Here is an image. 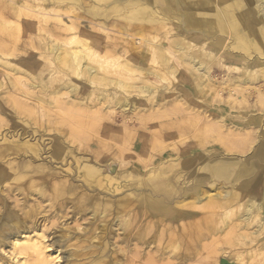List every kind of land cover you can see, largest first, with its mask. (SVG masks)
Wrapping results in <instances>:
<instances>
[{
  "label": "bare ground",
  "instance_id": "obj_1",
  "mask_svg": "<svg viewBox=\"0 0 264 264\" xmlns=\"http://www.w3.org/2000/svg\"><path fill=\"white\" fill-rule=\"evenodd\" d=\"M0 6V18L5 20L2 26L16 33L42 31L44 39L40 55L48 60L50 71L64 75L59 88L44 87L41 78L36 81L35 74L26 68L38 67V62L30 57L20 61L15 59V62L5 59L9 45L8 39H4L0 41V68L5 71H0L4 75L0 79V89L21 91V77L14 75L26 76L29 89H43L47 96L54 98L64 92H80L86 85L100 88L97 100L106 104V113L121 120L116 133L121 147L133 146L137 130L146 129L149 122L169 119L168 135L175 132L181 137L177 144L169 147L176 151V146L181 143L185 146L184 154H190L182 162L184 167H191L203 158L205 142L210 139L208 153L212 160L208 163V173L214 181L211 189L204 188L193 196L185 193L172 204L144 191L138 196L129 193L114 199L78 192V204L90 205L94 214L100 208L97 214L100 218L110 213L116 218L117 213L123 215V222H118L117 218L113 225H102L98 248L91 241L97 237L93 233L96 227L85 229L86 245L82 249H88V257H84L87 261L82 264H124L125 258H119L118 254L128 253L131 249L128 244L135 250L133 258L128 260L130 264H191L197 258L200 242L209 238L215 241L214 263L264 264V0H0ZM83 15L94 23L93 26L83 25ZM18 41L19 38L14 44L17 51L28 43L35 48L31 41H24L22 46ZM109 69L115 70L114 75L107 74ZM50 71L47 76L51 75V84L54 78ZM216 71L222 73L218 82L216 75H212ZM174 81H178L176 89ZM172 89V103L165 110L162 103L170 101L167 93ZM90 93L81 92L82 96L75 104L84 107L91 100ZM132 93L141 99L134 98ZM32 98L52 106V102H45L35 95ZM208 99L217 106L207 115V110L197 106ZM12 101L16 105L20 103L16 99ZM148 105L159 108L147 119L136 115L140 107L143 111L148 110ZM95 115L99 114L93 116L98 124L99 116ZM137 119L138 125L135 124ZM82 122L81 126L84 125ZM141 140L142 146L146 144V140ZM32 144L25 143L16 148L21 150L29 146L34 151L37 146ZM55 151L54 147L56 155ZM151 158L152 155L148 156L146 161ZM106 164L87 162L85 176L90 179L105 176L111 180L118 177L120 165L108 172L112 164ZM174 167L173 162L166 161L153 169L155 173L152 174L158 175L154 178L136 174L138 186L145 188L149 182L152 183L150 188L172 185L168 176ZM15 169L21 176L38 171L45 178H50L53 172L44 163L32 166L29 160L21 161ZM2 170L0 184L4 179ZM21 178L20 175L15 177L16 180ZM65 184L54 185L56 204L68 191L77 192L72 185L65 187ZM37 192L40 194L39 190ZM51 198L48 200L52 201ZM185 208L194 209L196 213L182 211ZM153 217L167 225L160 233L164 237L161 246L154 251L152 246L160 240L159 231L154 230V234L151 231ZM12 224L14 227L11 228L16 229L4 237L6 253L12 261L15 259L16 264H60L61 249L65 247L63 241L57 247H50L44 230L37 226L20 229ZM111 225H119L125 231L122 236L125 249L117 247L116 242L105 236H109ZM225 245L231 256L224 260L221 252ZM67 251L72 252L63 256L65 264H77L78 252Z\"/></svg>",
  "mask_w": 264,
  "mask_h": 264
},
{
  "label": "rangeland",
  "instance_id": "obj_2",
  "mask_svg": "<svg viewBox=\"0 0 264 264\" xmlns=\"http://www.w3.org/2000/svg\"><path fill=\"white\" fill-rule=\"evenodd\" d=\"M82 20L84 22V23L82 22L83 25L88 24L89 26H93L94 24L86 16L84 17V15ZM4 23L5 20L0 18V41H4V39H8V45H9V49L7 48L8 51L5 52V59L10 62H15L16 61L15 59H17L18 57V56L16 57L15 55L17 53H19V55L32 58V60L38 62V67H33L31 68V70L28 67L26 68L35 74V80L39 81V77H40L44 87L50 85L51 87L49 86V88L51 89L53 87L56 89L59 88L62 85V80H63L62 77H64L63 73L58 71H56L57 73H54L50 71V68H48L50 67L48 60H46V58L40 55L41 53L40 46L42 45L41 41H43L44 39L42 35V31L28 32L24 30L20 33H16L15 30L11 28H7L6 26H2V24ZM83 25H81V27H83ZM18 38L19 41L17 43H21V46L23 43H25L24 41H27V43L31 41L35 48H31L30 43H28L27 46L25 45L24 48H18L19 50L17 51V48H14V44L16 39ZM145 62L146 60L143 63L145 64ZM147 65H149V63ZM0 71L5 72L1 68ZM48 71L51 72L50 74H52V77L54 78V81L51 84L49 83L50 82L49 78L51 75L47 76ZM114 72H115L114 69L113 70L109 69L107 71V74L114 75ZM212 75H216L218 82L220 81V77L222 76V73L216 71L213 72ZM18 76L21 77L20 80H22L21 91H12L10 89L7 90L6 88L0 89V102L2 103V104L0 103V149H1L0 170L3 169L2 171L4 172V179L3 182H1L0 184V197H1L0 198V245L3 243L2 246L0 247V264H9V263L16 264V261H14L15 259H13L12 261L11 256H9V254L6 253L7 241L6 239H4L5 236H8L9 233L13 232L14 229H16V228H11L14 227L12 223H15V226L19 227L20 229L22 227L37 226V229L44 230L47 243H50L51 245L50 247L52 246L57 247L59 244H61V241H63L64 243L62 245H64L65 247L61 249V254H60L61 257L58 260L60 264H65V260H63V256H65V254L72 252V251H67L68 249L69 250L74 249L75 253L78 252L79 255L77 258L80 259L76 260L77 264H82L84 261H87V259L84 257H88L87 254L88 249L87 250L82 249L84 248L83 246L86 245L85 244L86 242L84 241L85 229L96 227V230L93 231V233L97 237L92 239L91 241L94 242V244H96L94 246L98 248V246L100 245V228L102 227V225L106 223L113 225L117 222V218H118V222H123V215L121 213H117L116 215L118 217L116 218V216H114L113 213H110L101 216L100 218V215H97L100 212V208H98V210L96 209L95 210L96 213L94 214L93 213L94 209L91 208L90 205H83V204L81 205V203L78 204L77 202L78 196H76L78 192L79 194L88 193L87 195L89 196L97 195L98 197L104 196L114 199L120 196L127 195L129 193H131L133 196H138L140 192L144 191L149 195H151V197L163 198L166 203L172 204L174 202L169 200L170 195L168 194L167 188H164L162 186L156 188H150L152 187L151 182H149L150 186L148 185L145 188L138 186L137 178L135 176L136 174L137 176H143L146 178H148L149 176V178H151V176H153L152 173H154L153 169L155 168H153L154 166L152 167V165H150V161H146L147 159V158L145 159L146 156H143L144 160L140 161V164H137L135 163V160L138 159V154L135 152V149H133L134 148L133 146H131L128 149L127 148L125 149L121 147V143L113 145L114 142H112L113 144L109 146L100 145L101 133H103V128L105 127V125L107 123H113L116 125V127H118L121 123V120L119 119L118 116H115L113 114L109 115L108 113L105 112L106 111L104 110V106L106 105L105 103L102 102L100 104L99 101L97 100L96 94L99 93L100 88L94 89L93 87L86 85L84 87L85 89L80 92L78 91L74 94H66L67 92L63 91L64 94L61 95V96L64 95L63 97L60 96L58 98H54L53 96L51 97L47 96L48 93L45 92L43 89L40 88H37L36 90H32L31 88L29 89L28 78L24 75H14V77H18ZM3 78L4 75L0 73V79ZM71 79L73 80L74 76H72ZM173 83L175 85V89L178 88V81H174ZM173 89L169 93H167L168 94L167 96L169 97L168 100L170 101L166 100L164 101V103H162L164 104L163 107L165 110L169 109L171 106L170 103H172L171 101L172 99L170 96L173 93ZM81 92L83 93L91 92L89 95L91 100H89V103L86 104L84 107L77 103L75 104V102H77V100H79V98L82 96ZM32 95H35L45 100V102H50V103L52 102L51 103L52 106L49 107L46 104H42V102L33 99ZM131 95L135 96L134 98L136 99L138 97H139L138 99H141V97L139 95L137 96L135 93H132ZM15 99L16 101L20 102L19 105L14 104V101L12 100ZM28 100H30V102ZM210 100L211 99H208V101L204 103L200 102L197 106L200 109L207 110V115L208 113H211L214 110V107L217 106L216 103H212L210 102ZM97 108H99V110H97ZM157 108H159V106L154 107L148 105L146 107V109L148 110L143 111L140 107L138 109V112H136V115L140 116L142 119L145 118L147 119V116L154 114V111L157 110ZM95 113L99 114L95 116L100 117V118L98 117V121H97L98 124L95 123L93 119ZM72 118L74 119L73 121ZM77 120L81 122L83 121L82 123H84V125L82 124L81 126L80 125L81 122L78 123ZM168 120L161 119L159 121H168ZM138 121H139L138 119L135 121L136 125H138L136 123ZM148 124H150V122ZM137 131L142 132V134L153 135V131L149 130L148 128L146 129L139 128ZM195 134H197V132ZM154 137L156 138V136ZM208 140L210 141V139ZM152 141L153 142L150 144V147L148 148V153L149 152L154 153L160 151L161 143L158 141V139L153 138ZM25 143H27V145H31L32 143H33L32 145L36 144L37 148H35L34 151H32L31 147L29 146H26L25 148L23 147V149L21 150L20 148H16L19 146L20 147L23 146ZM54 147L56 148L55 151L56 155L54 153ZM153 148L156 149L152 150ZM62 149L64 151H62ZM9 152L11 153L8 154ZM63 152H64V156H61ZM26 160H29L32 166L39 163H44L46 167L48 166L53 170L51 177L45 178V175H43V173L38 171L28 173L26 176H21L19 171H17L15 168H17V165L21 161L25 162ZM100 161L107 163L106 165L112 164V166H114L115 168H117V166L120 165L119 176L113 178L112 180L106 178L105 176L104 177L98 176L96 179H90L86 177L84 174L86 163L90 162L91 164L94 163L95 165L97 163H100ZM154 163L157 164L156 161ZM151 169L153 170V172ZM10 170H12L13 172H11ZM103 172H105L104 169ZM108 172L110 171L108 170ZM18 175L22 177L21 180L15 179V177H18ZM60 183H67L65 184V187H69L72 185L71 187L76 188L77 192H73L71 190L68 191V193H66L63 196L64 198L63 197L61 198L59 204H56L58 198H55V196H53V194H55L54 185L55 184L59 185ZM212 187L213 185H210L209 187L206 186L205 189H211ZM31 188H33L34 190ZM202 189L198 188L193 192L188 193L187 195L193 196L196 193L200 192ZM38 190L41 195L37 192ZM49 197H52L53 200L51 198L52 201H49L48 200ZM58 206L62 208L59 210ZM186 210L195 212L194 209H188V208H185V210L183 209L182 211L185 212ZM151 220L153 223L152 224L153 226L151 225V231L152 232L154 230L159 231L158 239L160 240L152 246L154 251L160 248L161 241L164 239L163 236L162 239L160 233L162 229L163 230L166 229L167 225L160 223V221L159 222L156 221L155 217H153ZM111 228L112 229L111 232L109 233V236L106 234L105 236L111 238L112 242H116L117 247L125 249V242L124 239L122 238L123 234H125V231L120 229L119 225L112 226ZM152 234H154V232ZM214 243L215 241L212 238L207 239L206 242L205 240L204 242L203 241L200 242L199 246L197 247V251H198V255L196 256L197 258H195V261L191 264H204V263L221 264L220 261L218 263H214V259L216 256L215 253L212 252V249L215 247ZM128 245L131 248L128 250L129 251L128 253H124V255L121 253L118 254L119 258L121 257L125 258L124 264H130L128 260H130V258H133L132 255L135 253L133 245L132 244H128ZM158 254L159 252L156 253V256ZM207 255L209 258H207ZM221 256L223 257V259L224 258L227 259L231 256V253L228 250L227 245L224 246V251L221 252ZM134 260L136 261L135 258ZM200 260L201 262H197ZM177 264H183V262H178Z\"/></svg>",
  "mask_w": 264,
  "mask_h": 264
},
{
  "label": "crops",
  "instance_id": "obj_3",
  "mask_svg": "<svg viewBox=\"0 0 264 264\" xmlns=\"http://www.w3.org/2000/svg\"><path fill=\"white\" fill-rule=\"evenodd\" d=\"M0 8H1V6H0ZM87 16H90L89 13H87ZM17 54H19V53H17ZM17 56L16 57L19 61H20V59L21 60L28 59L27 57L22 56V55H17ZM167 122L168 121H157L154 123L150 122V124L147 125L146 128L153 131V135H152L153 137L149 134L145 135V134H142V132L137 131V133H136L137 136H135V139L133 142V147L135 149V152L138 154V159H136L137 161L135 160V163H137V164L140 163V161H141L140 159L144 160L143 156H146V158H148V156H150V155H152V158H151L152 160L150 159L148 161H150V165H152V167L154 166L153 168H155V169L162 162L171 161V162H173V164H175V167H174L175 169L171 172L172 173L171 176H168V178H170V182L172 185L163 186L164 188H167L168 194L170 195L169 200L173 202V201L177 200L179 198V196H181L185 193L188 194V193L193 192L194 190H196L198 188L202 189V188H205L206 186L213 185L214 181H213L212 177L210 176V174L208 173V170H209L208 169L209 168L208 163L212 160L211 155L208 153L209 148H210V143H209L210 141L207 140L205 142V147H204V151H203L204 152L203 158L199 162H195L191 167H186V166L184 167L182 165V162L185 158L190 157V154H187V155L184 154V152H185L184 144L181 146L180 145L181 143H179V145L176 146L177 147L176 151L172 150L171 146L169 147V145L177 144L181 137L178 135L179 133L174 134L175 132H172L171 135H168L167 131L169 130V128H168L169 126L167 125L168 124ZM117 129H118V127H116L115 124L107 123L106 126L103 128V133H101V139H100L101 144L100 145L101 146H109V144L110 145L113 144L112 142H114L113 145L120 143L119 138H117V135H116V133L118 131ZM154 136H156V138ZM153 138L158 139V141L161 143V147H160L161 152L160 151L155 152L154 154L150 153V152L148 153V148L150 147V144L153 142L151 140ZM140 140L143 142L146 140V144L143 143V146H145L144 149L142 148L143 146H142V144H141L142 142H140ZM148 143H150V144H148ZM145 149H146V151H145ZM179 156L181 158L178 161ZM204 158H206V159H204ZM155 161L157 164L154 163ZM177 163H178V165H177ZM197 171H199V172H197ZM191 172H194L193 173L194 175L188 174V173L191 174ZM156 176H158V175L154 174L151 178H154ZM202 180H203V182H202Z\"/></svg>",
  "mask_w": 264,
  "mask_h": 264
},
{
  "label": "water",
  "instance_id": "obj_4",
  "mask_svg": "<svg viewBox=\"0 0 264 264\" xmlns=\"http://www.w3.org/2000/svg\"><path fill=\"white\" fill-rule=\"evenodd\" d=\"M110 172H113L115 170V167L114 166H111L109 169H108Z\"/></svg>",
  "mask_w": 264,
  "mask_h": 264
}]
</instances>
